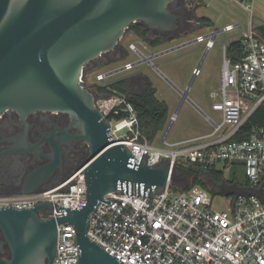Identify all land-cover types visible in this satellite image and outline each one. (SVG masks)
Masks as SVG:
<instances>
[{
	"label": "water",
	"instance_id": "95a60500",
	"mask_svg": "<svg viewBox=\"0 0 264 264\" xmlns=\"http://www.w3.org/2000/svg\"><path fill=\"white\" fill-rule=\"evenodd\" d=\"M183 6L184 0H0V120L11 111L23 116L35 112L65 113L70 123L64 134L68 136L70 129L75 128L73 138L84 141L88 153V158L74 171L85 176L86 202L82 208L68 207L58 216L43 218L41 214L51 213V203L0 207V264H53L58 224H72L75 228V264H126L88 234L90 215L97 203L111 205L115 199L105 198L111 192L154 197L166 188L169 180L181 189L192 184L194 173L173 164L170 158L160 157L157 164L150 165V154L142 153L138 162L133 161L135 154L130 148L110 135V121L97 105L99 96L85 82L86 67L91 61L120 47L126 56L122 39L132 24L140 23L157 33H175ZM223 30L216 28L211 33ZM196 42L197 38L149 55L140 51V59L132 63L133 67L142 66L141 73L147 69L159 72L154 59ZM204 50L197 70L208 46ZM126 69L127 64L105 75ZM167 81L179 91L180 104L187 100L198 108L188 95L194 77L184 91ZM172 124L167 125L163 141ZM19 149L17 144L9 151ZM51 172L50 165L35 169L29 176L34 185L18 193L64 188L71 175L53 186L37 187ZM200 174L216 183L212 172ZM211 191L239 195L248 189L238 183L228 184L225 179ZM122 201L118 200L120 204Z\"/></svg>",
	"mask_w": 264,
	"mask_h": 264
},
{
	"label": "built area",
	"instance_id": "2783aa9c",
	"mask_svg": "<svg viewBox=\"0 0 264 264\" xmlns=\"http://www.w3.org/2000/svg\"><path fill=\"white\" fill-rule=\"evenodd\" d=\"M201 0H184L193 9ZM247 11L254 0H233ZM227 25L223 31H232ZM215 34L198 35L212 48ZM243 55L237 60L224 56L219 99L212 105L222 113V122H214L209 135L169 144L171 149L156 147L141 131L134 105L123 93L98 94L97 105L111 124L110 135L128 146L138 162L142 153L150 154L148 163L160 157L170 158L181 167L193 164L202 172L217 169L220 162L244 167L247 183L244 194L226 195L227 208L213 209L211 189L190 187L174 190L169 180L154 197L111 192V205L99 201L90 215L88 234L105 246L109 254L126 264H264V125L255 126L248 136L234 139L250 117L264 105V40L254 24L242 33ZM130 48L141 50L137 43ZM133 64L127 63V69ZM126 69V70H127ZM200 70H195L198 74ZM105 77L99 75L100 82ZM122 112L126 115L118 118ZM111 116V118H109ZM184 161V162H182ZM222 172V171H221ZM224 173V172H223ZM237 183L228 182V184ZM64 188L32 193L0 195V207H34L51 203L52 211L43 218L58 216L68 207L82 208L86 202L83 172H75ZM123 200L120 204L118 200ZM72 224H58L57 249L53 264H75L78 246Z\"/></svg>",
	"mask_w": 264,
	"mask_h": 264
},
{
	"label": "rangeland",
	"instance_id": "374dc122",
	"mask_svg": "<svg viewBox=\"0 0 264 264\" xmlns=\"http://www.w3.org/2000/svg\"><path fill=\"white\" fill-rule=\"evenodd\" d=\"M194 11V12H193ZM192 11V30L189 31L187 34L183 35L181 38L176 39L172 42H167L160 44V46H156L155 48L159 47H173L177 44L192 41L197 38L200 34H207L210 33V31H214L216 28H225L229 24H236L240 23L241 28L236 27L232 31H222L217 35L216 43L214 46L210 49L209 56H215L218 58H221L224 60V42L223 40L226 39V45H229L230 42L239 40L241 37V31H247L248 30V22L250 19V12L247 11L243 6H241L238 2L233 0H201V3L194 8ZM208 18L213 22V25H200L199 20L200 18ZM258 16L254 13L253 14V21L254 23L258 22ZM142 41L146 42L143 38H141L138 34H136L133 30H128L125 34L124 38L122 39V42L124 44V48L126 50V56L120 59L117 63L114 64H102V67L100 68H92V66L88 65L86 67V74H85V82L89 87L95 88V85L97 84H103L98 79L99 75H104L105 73L112 71L114 69L123 67L128 61L135 62L138 59H140V55L138 52L132 50L130 48L131 43H137V46L139 49H143ZM207 40L203 42H196L189 46H186L180 50H177L175 54L172 56H169L167 58H174L175 60L172 63H169V66L176 70L177 72L182 75V79H185V69H186V63L190 59L191 55L195 53L196 50L202 51L201 56L198 60L197 65L200 62V59L204 53V46H206ZM167 49V48H165ZM163 49V50H165ZM162 51V50H161ZM102 59V58H100ZM104 61V59H102ZM142 66H135L133 69H127L124 71H121L114 75V77H122L126 74L141 68ZM159 74L162 73L165 76L166 80H169L171 82L172 79L167 76L163 70L159 67ZM211 72H208V70L204 68H200V71L198 73L197 81L193 82L191 89L199 90L202 94H204V97L206 98V105H204L205 109L208 110L209 115L211 118L214 119L215 122L221 123L222 113L219 111H215L212 107L214 103L213 94L219 92L221 80H217V75L215 73V68H212L210 70ZM185 85V89L187 88L189 82ZM168 82V81H167ZM169 83V82H168ZM171 85V84H170ZM179 86H183L182 84H179ZM181 88V87H179ZM173 89V90H172ZM172 89H169L166 96H169V98L172 97V99H175L176 95H178L179 92H177V89L173 87ZM182 89L181 90H185ZM190 89V90H191ZM161 90V89H160ZM164 89L159 91L158 94L164 93ZM160 98H162L160 96ZM219 99V98H218ZM181 103V96L178 100V103L176 104L175 108L173 107L171 109V112L169 114V120L166 124V127L163 131H161L154 139L151 141L156 147L164 148V149H171L172 147L169 144H173L175 141H181L184 140V138L191 137L195 134V132H198L200 130H203L205 127H209L212 129V126L208 124V122L200 116L203 115L201 111L197 110L198 112H195L191 108H187L188 106H185L181 113H176L177 107ZM204 111L203 109H201ZM205 112V111H204ZM200 113V114H199ZM173 123L172 127L170 129V132L166 136V141H163L165 130L167 128V125L169 123ZM214 128V125H213ZM149 139V138H148ZM184 162V161H182ZM189 163L183 164L185 166L184 168L188 169L187 167ZM226 163L220 162L217 165V169L224 172V178L227 182L230 181H236L240 187H244L246 185V175L244 167L241 164H234L229 165L230 169L226 170ZM193 177L191 176L192 184H186L185 186L195 187L193 186ZM203 180L205 181L206 185L208 186V190L212 187L211 181L206 176H203ZM230 180V181H228ZM172 188L174 190H178L181 187H178L176 184L172 183ZM231 184V183H230ZM184 186V187H185ZM183 187V188H184ZM199 187V186H198ZM187 188V187H186ZM214 197L213 202V209L222 211L227 208V201H226V195L220 192L210 193Z\"/></svg>",
	"mask_w": 264,
	"mask_h": 264
},
{
	"label": "flooded vegetation",
	"instance_id": "af4514ba",
	"mask_svg": "<svg viewBox=\"0 0 264 264\" xmlns=\"http://www.w3.org/2000/svg\"><path fill=\"white\" fill-rule=\"evenodd\" d=\"M183 7L182 20L175 33H157L143 26L141 33L136 34L154 48L155 46L151 45L153 40L160 39L162 43H169L181 38L193 29L190 18L191 10L185 5V2ZM141 43L143 44L144 41ZM145 47L147 48V46ZM123 57L124 54L120 47L100 58L104 59L103 62L106 64H114ZM141 68L137 69L134 74L141 73ZM114 75H105L101 82L108 84L124 77L123 75L116 78ZM90 88L95 91L94 88ZM69 123V115L55 111L35 112L24 116L16 111H11L2 116L0 120V194L18 193L34 185L30 182L29 176L35 169L43 165H50L52 172L49 176L43 177V181L37 186L40 189L53 186L62 178L73 175L76 167L88 158V153L87 144L73 138L77 133L75 128L70 129L68 136L64 134L63 130L68 127ZM17 144L21 148L19 152L9 151L12 146L16 148ZM224 180L225 178L217 179L215 184L211 182L210 189L213 190ZM246 184L248 183L246 182Z\"/></svg>",
	"mask_w": 264,
	"mask_h": 264
},
{
	"label": "trees",
	"instance_id": "16d2710c",
	"mask_svg": "<svg viewBox=\"0 0 264 264\" xmlns=\"http://www.w3.org/2000/svg\"><path fill=\"white\" fill-rule=\"evenodd\" d=\"M199 5V4H198ZM196 5V7L198 6ZM195 7V8H196ZM200 25H213V22L204 17L198 19ZM257 32L264 37V25L258 26ZM143 25L140 23H134L131 25L130 30L135 33H141ZM162 42L160 39L153 40L151 42L152 46H158ZM243 41L242 39L232 41L227 46L228 53L235 54L239 58L243 55ZM104 64L103 60L97 58L91 61L88 65L92 68H100ZM95 92L97 94H112L114 90L118 93H123L127 96V99L134 105L141 131L153 141V139L165 129L166 124L169 120V107L166 101L160 99L157 96V89L154 86L151 79L142 73L130 74L122 77L121 79L115 80L108 84H97L95 85ZM126 115L122 112L118 115V118H122ZM111 118V116H109ZM264 125V105L260 106L259 109L250 117L247 123L243 126V129L236 134L234 139H240L242 137L248 136L249 132L255 127ZM183 166V165H182ZM187 167L194 173L193 186H199L208 189L205 181L200 176V169L193 164H188ZM212 174L215 180H221L224 178V173L221 171H216L213 169ZM230 181V180H228ZM234 182V181H230ZM247 182V180H246ZM189 188V186H187Z\"/></svg>",
	"mask_w": 264,
	"mask_h": 264
},
{
	"label": "crops",
	"instance_id": "0c3cea01",
	"mask_svg": "<svg viewBox=\"0 0 264 264\" xmlns=\"http://www.w3.org/2000/svg\"><path fill=\"white\" fill-rule=\"evenodd\" d=\"M200 3H201V1H200ZM254 13L258 16V19H259L257 23H254V21H253V14ZM250 20L254 24L255 28L258 27V26L264 25V0H254L253 9L250 12V19H249V22H248V26H249ZM232 25H236V27L241 28L240 23H236V24H232ZM222 29H225V28H222ZM256 31H257V28H256ZM211 32L212 31H210V33ZM218 32L220 33L222 31H218ZM243 32H245V31L242 30L241 33H243ZM210 33L200 34V35H208ZM257 33H258V36L264 40V37L262 35H260L259 32H257ZM240 39H242V34H241ZM223 42H224V51H225L224 52V56L226 55V56L230 57L233 60L239 59V57L235 56L234 53L231 54V55L228 53V51H227V46L228 45H226V39H224ZM142 45H143V49H140V50L143 51L146 55H149L150 53L159 52V51H161V50H163L165 48H168V47L154 48V47H151L149 44H147V42L146 43L144 42ZM145 46H147V48ZM210 49H209V51H208V53H207L202 65H201V67L206 69V70H208V72H211L210 70L212 68H215V73H216L217 78H218L217 80L220 81L221 78H222L223 60L221 58H218V57H215V56L210 57L209 56ZM175 52H177V51H175ZM175 52H172V53H170L168 55H165L163 57H159L157 59H154V63H156L158 65V67H160V69L163 70L164 73L172 79L173 83L178 88L181 87L182 89H185V85L187 84L189 79H192L194 77L195 83L197 81L198 74L195 73V70L199 66V64L197 65V63H198V60H199V58L201 56V52L202 51L196 50L195 53L193 55H191L190 59L186 63L185 79H182L184 77H182V75H180L179 72H177L176 70L172 69L169 66V63H172V62H174L176 60H175V57L174 58H167V57L172 56L173 54H175ZM167 59H169V60H167ZM137 61H135V62L128 61L127 63H136ZM136 72H137V70H135V71H133V72H131L129 74H134ZM142 74L147 75L151 79V81L153 82L154 86L157 89V96L159 98L161 96L162 98H160V99H162V100L167 102L168 107H169V114H170L171 109L173 107L175 108V106L178 103V100L180 99L181 95L178 93V95H176L175 99H172V97L169 98V96L165 95V93L167 94L169 89H172L173 86L170 85V83L167 82V80L165 79L164 74H162V73L159 74L158 71H156L154 69H147ZM179 84H182L183 86H179ZM181 88H179V89H181ZM160 89L161 90L164 89L165 92L158 94L159 91H161ZM177 92H179V91L177 90ZM218 93H216L215 95L213 94L212 98L214 100L219 98ZM188 95H189V98L195 103V105H197L198 108L194 107L192 105V103H190L189 101L186 100L182 104H180V107L179 106L177 107L176 113H181L185 106H188L187 108H191L195 112H198L197 110L200 111L201 109H203L205 111V112L203 111V113H205V114H203L202 112L201 113L203 115H201L200 113L199 114H200V116H202L208 122V124H210L212 126V129H210L209 127L208 128L205 127V128H203V130L195 132V134L192 135L191 137L184 138V140H181V141H186V140L194 139V138H197V137H202V136H205V135H209V134L213 133V131L215 130L213 128V125H214L215 121H214L213 118H211V116L208 113V110H206L205 107H204V105L207 104L206 100H205L206 98L204 97V94H202L201 91L198 88L197 90H194V89L189 90ZM176 142H180V141H175L174 143H176ZM201 172L202 171H200V173ZM200 176H201L202 179H203V176L208 177L207 175H204V174H200Z\"/></svg>",
	"mask_w": 264,
	"mask_h": 264
}]
</instances>
